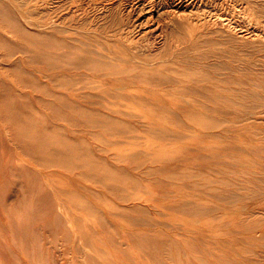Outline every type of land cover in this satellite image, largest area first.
<instances>
[{"label": "bare ground", "instance_id": "1", "mask_svg": "<svg viewBox=\"0 0 264 264\" xmlns=\"http://www.w3.org/2000/svg\"><path fill=\"white\" fill-rule=\"evenodd\" d=\"M89 1H98L101 14L112 11L116 26L68 29L53 20L50 0H0V132H65L49 122L51 114L76 127L117 132L113 117L129 111L184 117L193 132L225 124L233 129L264 108V67L255 63L262 49L253 46L264 41L258 21L263 11L224 9L215 0ZM123 6L129 7L126 19ZM238 39L250 49L242 50ZM252 141L239 148L200 146L204 162L192 158L194 170L187 174L201 176L192 202L171 204L172 230L152 236L132 229L142 224L140 218L101 214L95 195L70 193L66 185L51 184L53 194L36 174L19 167L18 175L29 178L28 194L7 203L0 191V239L7 235L0 241V264L17 258L22 264H120L110 255L119 236L153 263L168 253L174 264H264V146ZM69 147L65 142V153ZM82 149L75 158L88 161L87 174L94 175L95 155ZM23 152L28 161H45ZM69 163L57 167L67 169ZM113 222L126 227L124 235Z\"/></svg>", "mask_w": 264, "mask_h": 264}, {"label": "rangeland", "instance_id": "2", "mask_svg": "<svg viewBox=\"0 0 264 264\" xmlns=\"http://www.w3.org/2000/svg\"><path fill=\"white\" fill-rule=\"evenodd\" d=\"M50 1L52 17H56L53 20H58L59 25L68 29H77L84 24L96 23L95 27L103 26L107 30L116 26V22L109 15L112 11L101 14L103 11L99 9L98 1L94 3V5L97 4L95 7L89 0ZM215 1L219 2L224 9L239 5L264 13V0ZM123 7L122 14L126 19L130 14L129 7ZM248 9H245V12ZM93 16L97 20H93ZM260 16L258 21L260 25H264V16ZM221 26V22H217V27L221 28ZM238 40L242 44V50L250 49L249 42ZM255 45L262 49L255 63L263 69L264 41L259 40L253 44ZM260 74L264 77V71ZM81 107L86 109L92 106L81 103ZM262 108L257 109L256 116L248 120L241 119V124L233 129L227 128L228 124H225V127L222 126L223 129L199 128L195 132L191 128V123L184 120V117H181L182 121L174 118L160 119L155 116L149 118L129 111L130 114L113 117L117 132H111L100 127L91 130H87L85 126L76 127L70 120L51 114L48 118L49 122L65 129V132L48 129L45 132H0V191L6 194L7 203L28 194L24 182L29 178L18 175L15 171L19 167L24 169L27 167L37 175L38 182L45 183L48 188L51 184L57 183L66 185L70 193L82 196L95 195L99 199L97 207L101 214L112 212L116 215H126L129 219L140 218L142 224L132 227L136 229V232L149 230L147 233L152 236L153 231H161V233L171 231L174 223L170 216L174 211L169 206L179 201L187 207L190 201L192 202L193 185H199L201 181V176L187 178V174L193 173L194 170L192 158H196L198 163L204 162L205 153L197 150L204 143L218 147H222V144L234 148H239V145L248 147L253 146L252 140L258 144L257 146H264V108L263 110ZM103 112L107 114L109 111ZM80 117L79 115L78 118ZM230 119L238 121L234 120L233 116ZM65 142L70 144L66 153L64 152ZM41 143L45 145L40 147ZM82 148H88L95 155L94 175L87 174L88 161L82 160L78 163L75 158L76 153L83 152ZM23 149L29 150L26 155H32L33 158L42 157L50 165L49 168L42 171L45 161L41 164H36L34 160L28 161L20 154H25ZM66 161L70 162L67 169L57 167V164ZM196 169L201 170L200 164ZM183 174H185L184 179L179 177ZM73 185L78 188L73 189ZM50 191L53 194L56 193L52 188ZM120 197L128 201L118 202L117 199ZM104 205L109 207V211ZM2 219L0 214V227H2ZM113 223L111 227L120 230L124 235L126 227L122 228L115 224L116 222ZM105 233L106 237L114 238L110 231L105 230ZM151 236L148 239H153ZM5 239H7L6 234L0 241L4 242ZM114 239L116 241L110 248V255L118 259L120 264H174L168 260L170 256L168 253L161 255L158 262H148L141 256V251L134 246V243H127V245L120 236ZM8 264L22 263L17 258V262H8Z\"/></svg>", "mask_w": 264, "mask_h": 264}]
</instances>
